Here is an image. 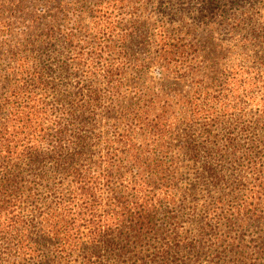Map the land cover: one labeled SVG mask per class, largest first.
Segmentation results:
<instances>
[{"label": "trees", "instance_id": "1", "mask_svg": "<svg viewBox=\"0 0 264 264\" xmlns=\"http://www.w3.org/2000/svg\"><path fill=\"white\" fill-rule=\"evenodd\" d=\"M78 85L61 117L6 92L16 100L0 121V264H264V109L248 147L231 150L240 134H227L225 151L207 136L198 148L188 126L176 149L189 159L168 166L156 126L135 114L118 128L120 102L104 120V91ZM227 154L233 166L213 165Z\"/></svg>", "mask_w": 264, "mask_h": 264}, {"label": "rangeland", "instance_id": "2", "mask_svg": "<svg viewBox=\"0 0 264 264\" xmlns=\"http://www.w3.org/2000/svg\"><path fill=\"white\" fill-rule=\"evenodd\" d=\"M79 83L104 91V120L120 102L118 128L135 114L156 126L168 166L189 159L176 149L188 126L198 148L207 136L225 151L223 136L240 134L231 150L244 149L264 109V0H0V121L16 100L7 91L61 117Z\"/></svg>", "mask_w": 264, "mask_h": 264}]
</instances>
